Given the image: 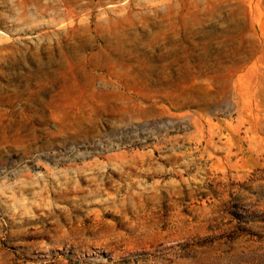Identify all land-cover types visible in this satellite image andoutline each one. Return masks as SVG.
<instances>
[{
  "label": "rangeland",
  "instance_id": "rangeland-1",
  "mask_svg": "<svg viewBox=\"0 0 264 264\" xmlns=\"http://www.w3.org/2000/svg\"><path fill=\"white\" fill-rule=\"evenodd\" d=\"M0 264H264V0H0Z\"/></svg>",
  "mask_w": 264,
  "mask_h": 264
}]
</instances>
